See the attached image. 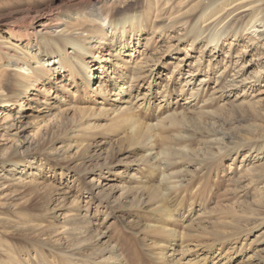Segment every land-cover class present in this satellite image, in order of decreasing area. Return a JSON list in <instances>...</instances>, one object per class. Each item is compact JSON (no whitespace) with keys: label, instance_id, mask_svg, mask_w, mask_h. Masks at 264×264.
<instances>
[{"label":"rangeland","instance_id":"374dc122","mask_svg":"<svg viewBox=\"0 0 264 264\" xmlns=\"http://www.w3.org/2000/svg\"><path fill=\"white\" fill-rule=\"evenodd\" d=\"M148 1L97 8L115 21ZM151 1L82 54L42 35L31 51L53 65L15 49L2 67L0 264H264V28L249 35L229 1Z\"/></svg>","mask_w":264,"mask_h":264},{"label":"bare ground","instance_id":"6f19581e","mask_svg":"<svg viewBox=\"0 0 264 264\" xmlns=\"http://www.w3.org/2000/svg\"><path fill=\"white\" fill-rule=\"evenodd\" d=\"M6 1L10 3L14 0ZM103 1L105 0H61L57 6H50L45 10H33V8L25 4V2H17L15 4L18 5L10 7L8 6L5 10H2L0 7V20H14L12 24H8L7 22L0 25V90L8 86L7 82L2 80L4 73L2 67L4 65L12 64V58L19 56L16 54V50H20L25 56H31V59L37 61L36 63L39 64L41 70L45 69V67L53 65L54 61L52 58L46 59V57L42 56L41 54L33 53L31 51L39 44V42L40 44L44 43L42 40L40 41V36L48 35L51 39V43L57 45L60 48L59 52L68 53L70 48H76L78 51L80 50V53L82 54L85 50V45L81 40H94L99 36H105L107 29L114 30L118 29L119 27L123 28L126 25H134L136 22L142 24L144 21H146V14L149 12L146 10L147 7L149 6L151 9L153 3V1L150 0L143 8L141 7L139 10H136L134 15L131 16L129 14H124L120 18L113 21V15H110L109 11H107L108 13L103 11L105 9L104 7L97 8V6L102 4ZM173 1L174 0H158L156 2V8L158 12L160 13L161 11L160 8L162 3L165 2L163 7H166ZM227 1L229 2L227 5H225L227 6L225 11H231L229 13L232 15V13L237 11L239 12L240 10L239 13H234L235 18L242 23L243 28L249 33V35L254 34V36H263V34L260 33L259 28H264V12L262 11L263 9H261L263 4L262 2H264V0H256L253 2L250 1V3H247L249 0H208V5H206V8L209 9L213 6H216L217 3L224 4ZM204 13L205 11L203 14ZM136 45H132V43L128 42H120V52H118L122 53V50H126L127 48L128 49L125 52H134L137 47ZM130 56V54L127 55L128 58H130ZM78 59L79 58L75 56L70 58V60L73 62L72 67L81 71L87 70L89 66L86 67L81 65V63L77 61ZM59 62L57 64L59 65L58 68L62 67ZM19 64L20 66L18 67L25 70L23 66L27 65V63ZM147 66L148 65L146 64V66L143 67L129 68L134 80L138 79L143 74V72L146 71ZM94 67V65L91 68L89 67L90 77L86 78L88 82H92V80L95 79L98 80L99 76L96 78V71H99L100 66L98 68L95 67V71ZM31 73H33V76H36V74L38 75V70H32ZM228 82L230 84L226 85L229 87L232 86L234 88L238 86V82L240 81L228 80ZM118 89V94H122L125 92L127 87L123 85ZM23 142L24 144H29V141H27L26 138ZM25 154L26 156H30L31 152L27 151ZM6 178L7 176H5V174L0 175V181L2 182V184L0 183V186L5 185L4 182L7 180ZM8 187L9 186H7V188ZM81 241H83V238Z\"/></svg>","mask_w":264,"mask_h":264}]
</instances>
